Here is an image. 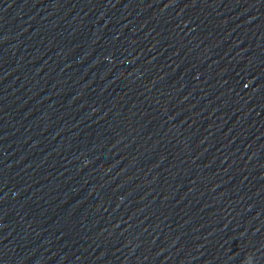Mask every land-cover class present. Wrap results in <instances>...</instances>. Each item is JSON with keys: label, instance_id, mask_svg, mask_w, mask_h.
Here are the masks:
<instances>
[{"label": "clouds", "instance_id": "obj_1", "mask_svg": "<svg viewBox=\"0 0 264 264\" xmlns=\"http://www.w3.org/2000/svg\"><path fill=\"white\" fill-rule=\"evenodd\" d=\"M250 261H251V257H247L246 261H245V264H249Z\"/></svg>", "mask_w": 264, "mask_h": 264}]
</instances>
